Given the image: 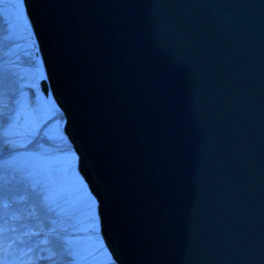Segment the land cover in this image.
I'll return each mask as SVG.
<instances>
[{"label": "water", "instance_id": "95a60500", "mask_svg": "<svg viewBox=\"0 0 264 264\" xmlns=\"http://www.w3.org/2000/svg\"><path fill=\"white\" fill-rule=\"evenodd\" d=\"M118 264H264V0H25Z\"/></svg>", "mask_w": 264, "mask_h": 264}, {"label": "bare ground", "instance_id": "6f19581e", "mask_svg": "<svg viewBox=\"0 0 264 264\" xmlns=\"http://www.w3.org/2000/svg\"><path fill=\"white\" fill-rule=\"evenodd\" d=\"M22 1L24 6L23 14L27 16L28 26L31 30L30 38H26L25 43L22 41L24 37L20 38L18 37L19 34L16 35V32H13V37L14 35L15 37L12 38V42L10 41L9 44L3 46L5 43L2 41L6 36L0 33V119L6 118L8 110H14L15 107H19V111L21 112L27 110V107H33V109L39 108L33 104V93L31 92L29 93V99H31L30 103H32L30 106L22 101L19 102L17 97L20 94L17 92L19 91L17 86H19L18 84H22L21 87L26 86L23 82L27 81L28 77L34 76L36 78L37 75H39L37 70L40 69L39 73L41 74V79L37 80L39 91L42 96L45 97L46 101L49 102L51 107H56L54 108L56 111L54 117L55 120L60 123L59 126L63 128L66 120V114L58 104L52 92L41 50L27 12L26 2L25 0ZM1 16L3 17L2 10H0V17ZM14 17H10V23H14L13 26L15 27V25L17 26L21 24V19H16ZM6 39L7 37L5 40ZM8 40L9 39H7V41ZM22 54H25L26 58H22ZM23 65L26 67L28 65V70L30 72L28 75L30 76L25 77V75L21 73L22 71L20 72V67ZM24 66L23 68L25 69ZM30 85L31 84H29V86ZM31 88H34V86L31 85ZM25 93L28 94V91L26 90ZM44 110L45 109H43V111ZM38 120H40V117L38 116H32L28 119L23 118V121L25 123H29V125L38 124ZM6 136L8 137V135ZM10 138L11 137L9 135V139ZM16 139H14L11 143H6L5 141L6 146L2 147L3 143L0 147V260H5L7 264H66L77 257L79 259L80 257L78 255H73V259L71 260L66 254L67 250H73L71 247L72 245L69 246L71 240L69 236V222L64 223L59 221L56 214L57 211L52 213L48 207L47 203L49 202V198H53L55 194L52 196L53 193H49V190H47V194L49 193L47 195L45 192L46 188L45 190L39 188L38 182L32 177V172H29L25 167H23L25 163L24 160L20 159L13 163L11 162L12 158L10 157H13L12 153H18V151L24 149L26 150L30 147L35 146V148H39L41 153H43L42 142L38 145V147H36V144L33 143H26L25 146ZM2 140L5 139L2 135H0V141ZM8 143L10 145H8ZM67 146L78 156L77 151L70 141ZM48 149L50 150V148ZM3 192L9 193V195L6 196ZM33 192L38 193V197H34ZM97 204L99 206L98 201ZM5 205H7V207H5ZM99 222L101 232L100 217ZM41 229L43 230L42 232ZM33 231L41 232L40 236L32 237L30 242L21 244L20 240L28 241L29 239L28 236H25L24 234L31 233ZM51 232L58 234L65 242L64 249L55 252V255L49 251L48 245L41 242L44 237ZM50 257L51 260L49 259ZM114 264L118 263L116 262Z\"/></svg>", "mask_w": 264, "mask_h": 264}, {"label": "rangeland", "instance_id": "374dc122", "mask_svg": "<svg viewBox=\"0 0 264 264\" xmlns=\"http://www.w3.org/2000/svg\"><path fill=\"white\" fill-rule=\"evenodd\" d=\"M23 8L22 0H0V10L3 12V17H0V33L9 39L7 41L6 37L3 38L2 42L5 43L3 46L9 44L15 37V35L13 37V32H16V35L19 34L20 38L24 37L22 41L25 43L26 38H30L31 30L28 26V18L23 14ZM11 16L16 19L20 18L21 24L14 27V23H10ZM22 58H26V55L22 54ZM23 66L20 67V72L22 71L21 73L25 77L30 76L28 75L30 74L28 65L24 66L25 69ZM39 70H37L39 75L36 78L28 77V80L23 82L24 85L31 84L34 88H31V85L21 87L22 84H18L19 86H17L19 89L17 92L20 94L17 97L18 101L30 106L32 103H30L29 93L31 92L33 93L32 102L39 108L27 107L24 112L19 111V107L8 110L6 118L0 119L2 122L0 123V135L5 139L0 141V147L3 143L2 147L6 146L5 141L11 143L16 138L25 146L26 143H33L38 147L42 142L43 153L35 146L26 147V150L12 153L13 157L10 158H12V163L16 160H24L23 167L32 172V177L38 182L39 188L44 190L46 188V194L47 190L49 193H53L52 196L55 194L53 198H49L47 204L52 213L57 211L59 221L69 222L71 238L69 246L72 245L73 250H67L66 254L71 260L73 255L80 257L66 264H114L116 262L107 249L100 232L97 201L78 171V156L67 146L69 141L64 133V126L62 128L59 126L60 123L55 120L56 111L54 108L56 107H51L39 91L37 82L38 79H41ZM26 90L28 94L25 93ZM43 109L45 110L43 111ZM32 116L40 117L38 124L29 125L23 121V118L28 119ZM8 145L10 144L8 143Z\"/></svg>", "mask_w": 264, "mask_h": 264}, {"label": "snow or ice", "instance_id": "6c2138e0", "mask_svg": "<svg viewBox=\"0 0 264 264\" xmlns=\"http://www.w3.org/2000/svg\"><path fill=\"white\" fill-rule=\"evenodd\" d=\"M3 194L6 196L9 195V193L7 192H3ZM38 195H39L38 193L33 192L34 197H38ZM5 207H7V205H5ZM42 231L43 230L41 229V232ZM41 232L33 231L31 233H25L24 235L28 236L29 239L28 241L20 240V243L25 244L27 242H30L32 237L40 236ZM41 242L49 246V251H51L53 255H55V252L61 251L65 247V242L55 232H51L48 235H46ZM49 259L51 260V257ZM0 264H7V262L5 260H0Z\"/></svg>", "mask_w": 264, "mask_h": 264}]
</instances>
